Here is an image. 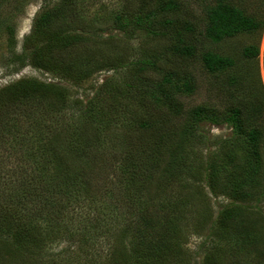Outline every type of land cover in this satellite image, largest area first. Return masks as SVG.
<instances>
[{"label":"trees","instance_id":"16d2710c","mask_svg":"<svg viewBox=\"0 0 264 264\" xmlns=\"http://www.w3.org/2000/svg\"><path fill=\"white\" fill-rule=\"evenodd\" d=\"M77 2L78 0H58L53 8L45 5L34 22L32 34L25 37L19 54L16 52V26L11 18L2 22L9 51L6 57L10 63L19 65L14 72L21 71L28 63L48 70L46 63L51 54L59 50L66 52L80 41L83 28L81 31L74 27L59 33L48 32L57 17L62 19L64 25L71 19ZM125 8V12L117 13L114 19L115 28L123 36L129 40L140 37L143 40L165 43L160 54H144L130 63L131 72L156 74L158 80L154 84L139 85L133 80H127L113 90L109 85L110 81H105L85 104L80 102V105L71 98L69 88L34 79L19 80L0 89V137H12V147L26 146L23 161L18 164L17 170L24 166L27 170L21 175L29 172V177L23 183L20 182L23 185L21 187L4 184L8 189L5 190L7 201L5 209H0V216L10 214V219L8 226L0 227V240L13 239L15 248L23 255H36L35 251L39 246L30 234L37 230L28 226L27 222L24 223L25 218L22 217V211L28 202L35 200L42 205L36 208L43 209L47 204L46 195H56L64 200L65 202L50 209L56 214L54 217L57 222L61 221V227L70 213L67 212L68 208L71 207L72 211L78 198L83 205L88 200L91 188L87 184L90 176L84 172V164L86 158H93L90 152L95 150L96 142L94 144L93 140L77 135L76 130L66 137H52L50 129L53 124L45 123L47 119L52 121V113H60L66 108L78 111V122L88 120L98 123L96 112L98 106L101 107L102 94L116 91L131 101L130 105L120 111L119 116L117 115L119 121H116L129 129L130 134L127 131L125 135L133 138L137 145L133 139L130 141L136 150L127 152V157L120 160L118 164L121 172L118 175L115 171L109 172L116 175L115 189L120 192L115 197L112 196L113 206H106L112 209L109 216L98 223L102 227L107 224L108 218L110 221L113 217L120 219L121 209L125 214L122 215L124 218L132 210L138 211L137 223L141 220L142 225L127 226L125 236H121L124 238L120 243L124 241L123 247L126 250V255L119 254L122 264H169L172 258L176 260V264H181L179 257L188 259L187 262L191 264V254L185 247L188 229L195 226L194 231L199 232L198 227L205 230L207 223L211 227L209 235L200 246L203 253L201 264H228L229 258L234 259L230 264H264V102L240 95L237 89L240 88V80L234 74H227L236 67L233 56L218 54L205 48L207 42L220 43L262 31L264 18L246 15L232 0H213L206 8V17L202 20L205 27L198 29L195 18H189L188 12L187 17H180L181 2L177 0H142L136 14L131 13L127 6ZM190 16L192 17L191 14ZM75 17L79 19L76 21L73 18L76 24L84 20L78 13ZM259 56L258 46H247L242 51V57L247 60H257ZM166 59L167 64L162 69L159 62ZM60 60L56 72L64 74L65 77H62L66 81L76 78L73 74L78 70H75L76 63L68 61L69 58ZM197 67L213 79L221 80L218 93L224 103L222 112L212 104L186 109L183 99L193 96L199 88ZM93 73L86 72L81 79H88ZM182 118L184 122L179 124L177 120ZM36 124L43 126L44 130L37 131L38 127L33 129ZM206 124H226L232 129V134L230 138L220 139L212 144L217 146L214 155L220 157L219 163L214 159L211 162L207 160L192 172L187 163L189 153L185 145L192 147L202 144L201 139H208L202 130V126ZM83 126L86 124L81 128ZM125 139L119 135L117 139H113L114 144L118 145V141ZM138 146L146 151H141ZM101 147L97 146L96 151ZM136 153L140 154L137 161L133 159ZM120 154L123 152L120 151ZM167 156L172 164L161 175L162 184L158 183L157 191L166 193L161 186L169 180L181 188L202 180L213 197L229 200L218 211L215 220L213 215L206 218L199 214L190 221L186 215L188 204L183 205L180 201L182 198L179 197L174 202H158L162 215L159 224L153 225L154 219L139 204V191L157 179L156 174L162 170V162L167 160ZM240 156V160L244 161L242 165L238 160ZM190 162L191 165L194 164L192 159ZM187 166L189 167L186 169ZM112 213L114 216H111ZM199 217L200 226L193 222ZM79 223L82 238L75 236L73 243L82 242L91 235L93 226L84 221ZM96 228L99 230L98 236L107 237L105 230L98 225ZM108 237L111 238L110 235ZM110 241H113L112 238ZM84 243L86 245L85 241Z\"/></svg>","mask_w":264,"mask_h":264},{"label":"rangeland","instance_id":"374dc122","mask_svg":"<svg viewBox=\"0 0 264 264\" xmlns=\"http://www.w3.org/2000/svg\"><path fill=\"white\" fill-rule=\"evenodd\" d=\"M57 1L5 0L2 2L0 0V89L12 85L19 80L34 79L38 82L53 83L69 88L71 90V98L78 101V105H80V102L85 104L92 97L95 90L105 81H110L109 85L114 90L121 82L127 80H133V82L139 85L146 83H149V85L154 84L158 80V76L153 72H131L130 63L141 58L144 54H160L163 52L165 43L158 40H143L140 37H134L129 40L128 37L123 36V33H120L114 26V19L117 13L125 12V7L127 6L131 13L136 14L142 0H78L72 10L71 19L67 20L64 25L62 19L57 17L55 22L49 27L48 32L49 34L59 33L61 30L66 31L74 27L81 31L83 28L84 32L82 31L80 35V41L73 44L66 52L59 50L51 54L47 59L48 63H46V67L49 68L48 70L43 66L37 68L28 63L21 71L14 72L19 65L18 63H10L9 58L6 57L9 51L6 42L7 38L2 29V22L7 18H11L12 23L16 26V52L19 54L22 52L25 37L32 34L34 22L43 12L44 6L48 4L49 8H53ZM177 1L181 2L180 17H187L186 14L189 13V18H195L198 29L199 27H205L202 20L206 17V8L213 3V0ZM232 2L243 9L246 15L259 19L264 18V0H232ZM77 13L84 20L76 24L75 22L79 20L75 17ZM73 18H75V22H73ZM247 46L259 47L260 56L257 60H247L242 57V51ZM205 48H209L218 54L233 56L236 60V67L234 70H229L227 74H234L240 80V88H237L240 95L249 96L255 101L264 102V29L255 34L241 35L220 43L207 42ZM59 58L76 63L77 67L75 70H78L73 72L76 78H70V81H66L62 77V75L65 77L64 74L60 75L56 72L55 69L61 62ZM167 61L166 59L159 62L162 69L166 66ZM105 67L107 68L102 71H95L98 68ZM197 70L199 88L193 96L183 99L186 109L198 106L207 107L210 106L209 104H212L218 106L222 112L224 103L218 93L219 89H221V80L213 79L212 76L202 71L200 67H197ZM89 71L94 72L93 75L88 79H81V76ZM222 77L226 78V76ZM102 99L101 107L98 106L99 109L96 112L97 121L100 123L89 122L88 120L78 122L77 120L80 119L77 116L78 111L71 110L70 108H66L60 113H52V121L47 119L45 123L49 124L52 122L53 126L50 129L52 137H66L69 133H73L76 130L78 132L77 135L80 134L87 139L93 140L94 144L96 142L95 150L90 152L93 158H86V163L84 164V172L90 176L87 184L91 188L88 191V200L83 205L79 203L80 198H78L73 204L72 211L71 207L68 208L67 212L70 213L61 227H59L62 224L59 223L61 221L57 222V219L54 217L56 214L50 209L65 202L64 200H61L56 195L53 197L46 195L47 204L44 205L45 208L43 209L36 208L42 205L38 204L35 200L29 201L24 211H22V217L25 218L24 223L27 222L28 226L31 225L37 230V232L31 231L30 234L37 241L36 245L39 246L35 251L36 255L32 254L30 257L23 255L15 248L13 239H4L0 240V264H122L119 254L124 255L126 250L123 247L124 241L120 243V240L124 238L121 236H125L127 226L137 227L138 225H142L141 220L137 223L139 220L138 211L132 210L131 214H127L124 218L122 215L125 214L123 209H121L119 210L121 214L120 219L113 217V220L110 221L108 218V221L106 220L107 224H104L102 227L98 222L109 216L112 209L106 206L111 205L113 197L120 192L115 189L116 175L109 172L115 171L116 174L120 173L121 167L118 164L120 160L124 156L127 157V152L136 150V147L130 142L133 138L130 139L128 135H125V132L128 131L129 133V129H125L120 125L117 119L120 111L122 112L124 107L130 105L131 101L116 91H112V93L106 95L102 94ZM52 104H55L57 107L59 106L55 102H52ZM148 107L150 106L148 105ZM124 111L126 113L127 109ZM181 121L184 122V118L177 120L179 124L182 123ZM83 124H86V126L81 128ZM34 128L37 131H40V129L44 130L43 126H37V124L33 126ZM202 130L205 134L204 136L208 139L205 141L201 139L203 141L202 144L198 143L192 145V147L185 145L189 153L187 163L191 167L192 172L197 167L204 165L207 160L211 162L214 159L219 163L221 161L220 157L214 155L217 146L215 147L212 144L217 143L220 139L226 140L232 134V129L226 124L215 126L206 124L202 126ZM119 135L126 139L122 140V142L118 141V145H116L113 139H117ZM11 140H13L12 137H0V209H5L4 205L7 201L6 191L8 189L5 185L9 184L10 186L21 187L23 185L20 182L23 183L29 177V172L21 175V173L27 170L24 166L19 171L17 170L18 164L23 161L22 157L27 150L26 146H19V148L12 147L13 143ZM132 141L136 144L134 139ZM97 146H102L98 152L96 151ZM78 147L81 149L80 146ZM140 150L146 151L141 148ZM120 151L123 152L122 155ZM14 152L17 153L13 154ZM139 156L140 154L136 153L133 159L137 161ZM169 159V156H167V160L162 162V170H159L156 174L157 179L152 183L146 184L139 191V204L152 216L150 218L154 219L153 225L159 224L160 216L162 215L158 202H174L179 197L182 198L180 201L183 205L188 204L186 215H188L190 221L192 218L199 216V214L201 217L206 218L213 215V220H215L218 211L223 205L229 203V200L213 197L206 183H203L202 180L196 184H187L185 188L178 187L169 180L163 184L166 187L161 186L162 189L166 190V193H159L157 191L158 183L162 184L161 175L168 171V168L172 164ZM191 159L194 161L193 165H191ZM240 159L242 160V156L238 159L240 161L239 164L242 165L244 161ZM25 166H28V164L25 163ZM189 166L185 168L187 169ZM262 209L264 211V203ZM111 216H114L113 213ZM9 219L10 214H7L5 217L0 216V227L8 226ZM82 221L93 226L91 228V235H88L84 240L86 245L84 241L73 243L75 236L82 238L79 229L81 225L79 222ZM193 222L195 225L200 224V217ZM97 225L106 231L107 237L98 236L97 232L99 230L96 228ZM210 227L211 224L207 223L205 230L198 227L199 232L194 231L195 226H191L188 229L189 235L185 238V247L191 254V264H201L203 253H201L202 249L200 246L209 235ZM109 235L113 241H110ZM111 244L114 245L111 246ZM93 245L95 246L94 249L88 248ZM187 260L186 258L179 257L181 264H189ZM233 261L234 259L229 258L228 264ZM169 264H176V260L172 258Z\"/></svg>","mask_w":264,"mask_h":264}]
</instances>
